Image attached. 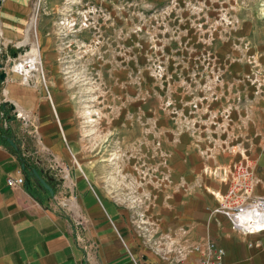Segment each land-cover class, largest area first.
<instances>
[{"label":"rangeland","instance_id":"1","mask_svg":"<svg viewBox=\"0 0 264 264\" xmlns=\"http://www.w3.org/2000/svg\"><path fill=\"white\" fill-rule=\"evenodd\" d=\"M32 5L30 33L1 48L39 50L38 82L76 100L103 182L142 232L186 207L170 199L187 192L193 161L232 146L264 158V0Z\"/></svg>","mask_w":264,"mask_h":264},{"label":"crops","instance_id":"2","mask_svg":"<svg viewBox=\"0 0 264 264\" xmlns=\"http://www.w3.org/2000/svg\"><path fill=\"white\" fill-rule=\"evenodd\" d=\"M33 1L6 0L0 7V47L20 44L30 33ZM7 72L0 78V104L8 102L11 118L0 117V125L16 136L20 150L0 140V264H134L133 256L141 262L181 259L190 264L201 256L194 247L208 239L225 249V264H264V231L244 234L212 212L228 192L232 166L241 157L253 175V194L264 195L259 146L255 153L227 147L208 160L193 161L182 175L187 192L170 199L186 207L165 208L164 224L144 233L130 206L107 190L102 176L107 163L92 159L82 115L68 90L54 81L47 91L38 81L26 84ZM13 108L27 113L32 126L21 128ZM21 156L47 180L55 175L48 180L53 195L39 187L31 169L23 168ZM19 170L25 182L9 185L8 178Z\"/></svg>","mask_w":264,"mask_h":264},{"label":"built area","instance_id":"3","mask_svg":"<svg viewBox=\"0 0 264 264\" xmlns=\"http://www.w3.org/2000/svg\"><path fill=\"white\" fill-rule=\"evenodd\" d=\"M4 1L0 0V6ZM3 52L4 50L0 47V58L3 56ZM29 52L20 53L17 58L8 55L5 61L6 66L3 69L6 73L9 70L20 75L21 81L26 84H35L40 78V71L36 59L31 57ZM41 73H43L42 70ZM43 80L45 81V77H43ZM13 112L24 126H32V120L27 113L16 108L13 109ZM0 115L5 118L3 111L0 112ZM24 182L25 176L22 170H19L17 176L8 178V184L11 186L22 185ZM253 186V175L248 165L243 162L236 163L233 167V180L228 192L223 195L220 204L212 210L213 213L224 215L234 230L244 234H255L264 231V195H254L252 193ZM82 223V220H78V225ZM194 250L200 252L201 256L197 262L190 264H225L226 251L214 240L208 239L205 245L198 244L194 247ZM133 261L134 264H161L158 262H141L134 256ZM164 264H184V262L179 259L170 260Z\"/></svg>","mask_w":264,"mask_h":264},{"label":"water","instance_id":"4","mask_svg":"<svg viewBox=\"0 0 264 264\" xmlns=\"http://www.w3.org/2000/svg\"><path fill=\"white\" fill-rule=\"evenodd\" d=\"M11 48L13 50H15L16 52L14 53V57L13 58H17L19 57V52H18V48L16 45H13L11 46ZM11 48H7L8 52L7 54H5L3 52V56L1 57L2 58V62H0V68L3 69L5 66H6V59L8 57V55L10 54L11 52ZM10 63H12V61H10ZM7 75L6 71L3 69V72L0 74V78L1 79H4L5 76ZM5 103H8V102H5ZM14 109V108H13ZM8 140V142L17 150H20V141L17 140L16 136L14 135H11V136H5ZM23 165V168L25 169L26 168V165L24 163H22ZM31 176H33L36 180H37V184L39 185L40 188L44 189V190H48L50 191V193L53 195L55 193L54 191V188L51 186V184L48 182V180L50 181H53L56 177L55 175L53 174H50L51 176L49 177V179L47 180L46 178H44L41 173L39 172V170L34 167L31 169V171L29 172ZM51 173V172H50Z\"/></svg>","mask_w":264,"mask_h":264},{"label":"trees","instance_id":"5","mask_svg":"<svg viewBox=\"0 0 264 264\" xmlns=\"http://www.w3.org/2000/svg\"><path fill=\"white\" fill-rule=\"evenodd\" d=\"M7 105H8V103H1L0 104V112L3 111L5 118L9 120L11 118L10 113H9L10 108H8ZM0 117H1V115H0ZM5 136H9V132L7 129L2 128L0 125V140L4 141V142H8V140ZM21 159H22V162L26 165L25 170L26 169H32V168L36 167V166H34V164L32 166L30 164V162L27 160V158H25L24 156H21Z\"/></svg>","mask_w":264,"mask_h":264},{"label":"bare ground","instance_id":"6","mask_svg":"<svg viewBox=\"0 0 264 264\" xmlns=\"http://www.w3.org/2000/svg\"><path fill=\"white\" fill-rule=\"evenodd\" d=\"M30 55H31V57H34L36 59V62L38 63L37 67H38L39 71H41L42 70V67H41L42 60H41V57H40V54H39V50L36 47L35 48L33 47L32 53Z\"/></svg>","mask_w":264,"mask_h":264}]
</instances>
